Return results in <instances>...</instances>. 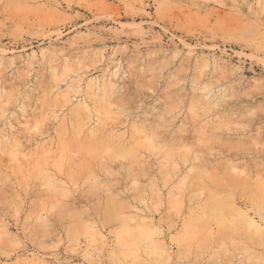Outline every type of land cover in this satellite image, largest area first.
Wrapping results in <instances>:
<instances>
[{"label":"rangeland","instance_id":"1","mask_svg":"<svg viewBox=\"0 0 264 264\" xmlns=\"http://www.w3.org/2000/svg\"><path fill=\"white\" fill-rule=\"evenodd\" d=\"M0 264H264V0H0Z\"/></svg>","mask_w":264,"mask_h":264},{"label":"bare ground","instance_id":"2","mask_svg":"<svg viewBox=\"0 0 264 264\" xmlns=\"http://www.w3.org/2000/svg\"><path fill=\"white\" fill-rule=\"evenodd\" d=\"M221 103V102H220ZM110 115V114H109ZM112 115V114H111ZM144 125V124H143ZM104 126V125H103ZM109 153H111V152H109ZM186 163V162H185ZM52 179V178H51ZM97 179V178H96ZM48 184V183H47ZM47 186V185H46Z\"/></svg>","mask_w":264,"mask_h":264}]
</instances>
